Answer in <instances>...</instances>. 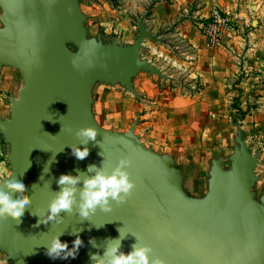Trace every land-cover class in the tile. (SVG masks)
Listing matches in <instances>:
<instances>
[{
    "label": "water",
    "instance_id": "95a60500",
    "mask_svg": "<svg viewBox=\"0 0 264 264\" xmlns=\"http://www.w3.org/2000/svg\"><path fill=\"white\" fill-rule=\"evenodd\" d=\"M0 10V72L11 67L22 79L9 115L0 116V133L9 144L11 170L32 199L21 223L0 220V251L10 264H92L90 254L102 255L103 248L92 247L89 239L103 247L106 238L119 236L118 228L150 245L151 255L165 264H264V191L258 195L254 189L259 159L238 123L233 121V151L210 159L207 191L197 196L186 188V172L175 155L143 142L137 121L120 131L96 117L98 84L138 95L134 80L140 74L174 80L142 53L147 38L163 40L144 22L149 10L138 19L133 42L91 34L82 0H0ZM88 126L98 130L99 144L90 141V154L81 161L69 145L83 149L75 133ZM121 157L132 161L127 171L136 185L125 203L113 201L111 212L98 209L89 221L61 213L63 223L34 227L46 219L61 174L75 176L78 169L91 175L88 166L102 161L110 172ZM79 229L84 243L75 259L46 255L54 235L64 233L61 241L72 248V232ZM131 234L122 241L125 254L136 242Z\"/></svg>",
    "mask_w": 264,
    "mask_h": 264
},
{
    "label": "rangeland",
    "instance_id": "374dc122",
    "mask_svg": "<svg viewBox=\"0 0 264 264\" xmlns=\"http://www.w3.org/2000/svg\"><path fill=\"white\" fill-rule=\"evenodd\" d=\"M93 3L100 13L92 14ZM152 3L146 11L151 10ZM82 4L85 11L93 9L88 15L91 34L101 35L104 40L117 38L125 41L124 31L116 29L121 22L118 0H82ZM254 5L260 6L259 20L253 19ZM214 6H235L229 8L241 15L244 13L251 26L245 27L247 31H242L235 40L211 45L203 33L202 24ZM205 7L204 0H193L187 3L184 15L191 22H199L197 29L208 48L225 50L234 57V75L228 74L230 66L220 57L221 61L218 60L210 71L218 77L216 83L206 84L193 63H189L193 58L187 55L193 50L188 46L185 45L184 49L161 48L159 43L147 39L142 49L144 57L174 80L149 73L140 74L134 80L138 95L120 85L98 84L94 111L100 124L107 128L127 131L137 121L136 133L143 142L159 152L175 155L186 172V188L197 196L207 191L210 159L220 154L227 156L233 151L237 133L233 121L238 123L252 153L258 155L255 169L258 179L254 189L260 195L264 191V0H211L207 15L198 12ZM145 13L133 16L134 36L138 34V19ZM103 18L109 20L108 24H101ZM17 93L12 96H17ZM10 99L11 96L7 95L8 108L2 111L1 117L9 115ZM8 151L9 144L0 133V160H6L11 169L6 159ZM225 166H230V163L227 161ZM0 260L10 264L1 251Z\"/></svg>",
    "mask_w": 264,
    "mask_h": 264
},
{
    "label": "clouds",
    "instance_id": "9594fccd",
    "mask_svg": "<svg viewBox=\"0 0 264 264\" xmlns=\"http://www.w3.org/2000/svg\"><path fill=\"white\" fill-rule=\"evenodd\" d=\"M75 67V64H73ZM80 140V144L84 145L83 149L77 145H69L72 154L78 160L86 159L90 154L88 143L97 142L98 130L95 127L88 126L79 129L75 133ZM55 158L52 157L51 163ZM49 164V162H48ZM50 165V164H49ZM132 161L126 157H121L118 164L110 172L106 170L104 161L101 166L91 164L87 168V173L77 169V175L61 174L56 181L60 190L55 192L53 199L50 201L47 209L46 219L38 220L34 227H38L41 223L47 225L49 222L61 224L64 222V216L61 213L69 215L74 212L80 217L81 222L87 220L96 214L99 209L101 212H111L112 202L123 204L132 194L136 185L130 178L127 171L131 167ZM48 167V165H47ZM49 172V167H48ZM83 187H80V185ZM27 185L22 179L16 178L14 172L9 168L6 160H0V220L12 219L17 224L22 222V217L32 204V199L25 195ZM102 227V226H100ZM99 227V228H100ZM79 229L72 234L76 235L73 241V247L69 248L67 242H62L60 236L64 233L54 235L50 243L46 246V255L52 259H75L79 249L83 246V240L79 236ZM119 236L117 238H106L103 241V247L96 242L95 238L89 239L92 247L103 248V254L100 252L90 254L92 264H165V261L159 257H153V249L150 245L141 244L139 238H135V243L131 245V251L125 254L122 249V241L128 238L118 228ZM0 264H6V261L0 260Z\"/></svg>",
    "mask_w": 264,
    "mask_h": 264
},
{
    "label": "crops",
    "instance_id": "0c3cea01",
    "mask_svg": "<svg viewBox=\"0 0 264 264\" xmlns=\"http://www.w3.org/2000/svg\"><path fill=\"white\" fill-rule=\"evenodd\" d=\"M121 9L119 12V17L121 22L116 25V29L124 31L123 39L127 42H133L135 38L136 29L135 26L131 24L133 16L137 14L145 13L150 3L152 7L150 10V15L148 19H145L147 27L151 30L152 33L161 32L162 41H153L160 44L162 48H168L172 46L173 48L188 46L193 50L192 54H188L187 57L193 58L189 63H193L194 68L198 71L202 78H204L206 84L211 82L215 84L218 77L211 73L215 63L222 58V62L230 66L229 75H234V57L227 53L225 50H211L206 46L204 37L197 29V24L199 22H191L184 12L187 10V3L193 0H118ZM207 7L198 12H203V14H208L206 11L209 7L211 0H204ZM98 5V4H96ZM101 6V5H100ZM94 9L87 11V14H98L100 13L99 9L97 10L95 4L91 6ZM233 8L235 6H227ZM255 12L254 20L258 18L260 6H253ZM206 11V12H205ZM242 13V12H241ZM245 15L244 13H242ZM205 15V16H206ZM110 16V15H109ZM109 20L103 18L101 24H108ZM259 22V21H258ZM148 39V38H147ZM146 39V41H147ZM144 42V44L146 43ZM221 61V60H220ZM191 67V64L190 66ZM210 78V79H209ZM22 86V79L15 69L11 67H4L0 72V114L2 111H6L8 108L6 96L15 95L20 87Z\"/></svg>",
    "mask_w": 264,
    "mask_h": 264
},
{
    "label": "built area",
    "instance_id": "2783aa9c",
    "mask_svg": "<svg viewBox=\"0 0 264 264\" xmlns=\"http://www.w3.org/2000/svg\"><path fill=\"white\" fill-rule=\"evenodd\" d=\"M251 26L250 20L229 7L214 6L202 24V30L211 45L223 44L240 37ZM246 27V28H245Z\"/></svg>",
    "mask_w": 264,
    "mask_h": 264
}]
</instances>
